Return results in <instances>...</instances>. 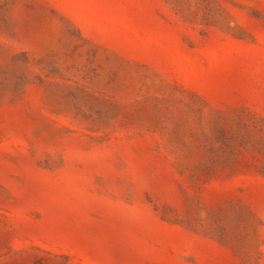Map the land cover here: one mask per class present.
I'll use <instances>...</instances> for the list:
<instances>
[{
  "label": "rangeland",
  "instance_id": "374dc122",
  "mask_svg": "<svg viewBox=\"0 0 264 264\" xmlns=\"http://www.w3.org/2000/svg\"><path fill=\"white\" fill-rule=\"evenodd\" d=\"M0 264H264V0H0Z\"/></svg>",
  "mask_w": 264,
  "mask_h": 264
}]
</instances>
